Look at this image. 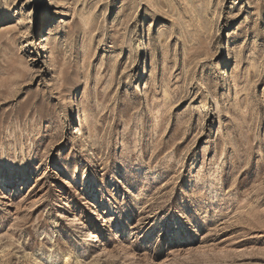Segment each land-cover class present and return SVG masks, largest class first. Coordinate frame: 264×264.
<instances>
[{
	"label": "rangeland",
	"instance_id": "rangeland-1",
	"mask_svg": "<svg viewBox=\"0 0 264 264\" xmlns=\"http://www.w3.org/2000/svg\"><path fill=\"white\" fill-rule=\"evenodd\" d=\"M74 259L264 264V0H0V264Z\"/></svg>",
	"mask_w": 264,
	"mask_h": 264
},
{
	"label": "bare ground",
	"instance_id": "bare-ground-1",
	"mask_svg": "<svg viewBox=\"0 0 264 264\" xmlns=\"http://www.w3.org/2000/svg\"><path fill=\"white\" fill-rule=\"evenodd\" d=\"M45 40H47V37H45V35H43L42 42H44ZM63 103H64V106L65 107H72L73 114H75V115L77 114L76 109L74 108V99H73L71 93L67 94V96L63 100ZM76 133H77L76 126H72V130H71L70 134H74V136H76ZM78 140H80V139H78ZM59 207H62V199L60 197V194L57 193L56 194V200H55V208H59ZM72 219L74 221L76 220L75 217H73ZM84 232H86L85 235H84V241L86 242V238H88V239L91 240L92 239V237H91V235H92L91 230L90 229H86ZM52 255L53 254H49V257H52ZM74 262H75V264H77L78 260L77 259H74Z\"/></svg>",
	"mask_w": 264,
	"mask_h": 264
}]
</instances>
